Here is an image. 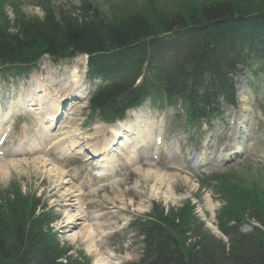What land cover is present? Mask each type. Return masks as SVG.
I'll return each mask as SVG.
<instances>
[{"label": "rangeland", "instance_id": "rangeland-1", "mask_svg": "<svg viewBox=\"0 0 264 264\" xmlns=\"http://www.w3.org/2000/svg\"><path fill=\"white\" fill-rule=\"evenodd\" d=\"M50 1L51 7L58 12L60 9L74 11L84 0ZM85 1L95 6L105 21L113 22L140 9L147 10L157 18L177 12L190 13L196 5L213 0ZM249 1L253 7L259 5V8H262L264 4V0ZM39 3L45 1L0 0V24L3 28L15 31L20 20L29 17L42 18L44 9L38 6ZM43 61L39 64L42 65ZM47 63L49 62L43 64L44 69ZM41 70H32L31 77L37 80ZM47 73L51 75V85L59 84V80L61 83L66 74L59 71V66L48 68ZM16 75L18 77L9 76V79H5L6 88L17 86L24 81L22 75ZM243 76L238 81V103L235 108L230 107L224 121L215 118L204 122L199 132H184L189 135L192 147L195 150L199 148L198 155L204 160L198 170L171 162H155L149 157L142 158L140 154L138 157V153L134 152L135 139L124 137L118 146V152L111 155L114 166L117 164L116 167L121 169L118 178L102 187L100 179L87 174L84 183L90 187H82L69 177L66 168L62 167L61 170L52 162L46 161L41 165L40 161L33 160L45 158L43 154L13 157L9 153L0 152V162L5 165L4 170H0V211L9 210L12 217L18 218L17 214L22 212L23 205L28 206L30 201L39 202V211L42 208L49 210V229L51 233L54 230L56 237L61 241L63 253L68 252V255L61 256L63 263L65 257L73 262L78 260L87 264L137 262L142 253V242L137 232L131 230L130 225L144 221L148 214L153 213L165 223H172L176 215L186 217L188 212L194 209L198 219L204 222L205 228L221 238L217 216L224 207L233 205L237 211L253 221L254 227L264 228V116L257 105V101L264 96V81L262 76L253 79L247 72ZM249 81H252L254 88ZM1 83L0 89L4 87ZM87 83L89 84L88 80ZM0 98L3 99L1 91ZM148 109L149 107L142 109V113L147 116L144 123L140 113L131 112L132 120L135 123L139 121L143 129H147L151 118ZM93 112L87 99L75 101L74 105L68 107L65 119H60L57 128L60 130L59 127L63 126V129L69 130L78 127L82 133L91 135L94 141L100 139L102 133L108 140L111 139L110 132H99L105 123ZM135 113L136 117L133 115ZM175 113V108H171L165 114V125L172 130L178 123ZM152 120H155V117ZM241 121L244 122V130L241 128L244 133L241 132L240 136L244 142H236L244 151L234 162L221 164L213 154L224 143L225 137L230 135L232 124L239 122V128ZM29 123L30 133L35 134L37 120L31 118ZM205 138L210 139V147L208 144L201 147ZM251 142L253 148L247 149ZM147 153L143 151L141 155L145 156ZM69 164L68 161L67 165ZM57 168L64 173V182H57L58 174L54 173L58 171ZM66 193L72 197L70 202L65 199ZM78 217L83 218L75 225L73 219ZM253 224L248 221L244 229L252 230ZM87 232L93 233L94 239L86 238Z\"/></svg>", "mask_w": 264, "mask_h": 264}, {"label": "trees", "instance_id": "trees-1", "mask_svg": "<svg viewBox=\"0 0 264 264\" xmlns=\"http://www.w3.org/2000/svg\"><path fill=\"white\" fill-rule=\"evenodd\" d=\"M251 4L213 0L196 5L190 13L160 18L140 9L113 22L105 21L90 4L77 14L61 11L56 16L48 9L43 19L20 20L15 31L0 28V61L26 63L42 54L88 53L99 68L115 77L93 98V106L122 112L160 90L171 97L183 96L193 114L203 115L207 107L219 108L220 95L233 98L230 72L247 60L264 64V4L262 8ZM147 60L146 81L135 87ZM1 214L0 264H64V250L42 226L45 214L31 221L24 219V213L18 218ZM220 217L227 242L195 229L192 220L186 219V227L181 221L173 223L178 234L157 223H143V255L134 264H264V228L244 232L246 219L233 205Z\"/></svg>", "mask_w": 264, "mask_h": 264}, {"label": "bare ground", "instance_id": "bare-ground-1", "mask_svg": "<svg viewBox=\"0 0 264 264\" xmlns=\"http://www.w3.org/2000/svg\"><path fill=\"white\" fill-rule=\"evenodd\" d=\"M74 85H76V87L75 88H73V92L74 91H76L77 89H78V87H77V84L75 83ZM36 91H40V90H36ZM38 92H36V94L38 95L39 93ZM37 95H34V98H36V99H40V97H39V95L37 96ZM18 100H21V101H26V99H25V97H22V96H20L19 95V97H18ZM52 105L53 106H55V103L53 102L52 103ZM61 106H62V104H60ZM11 108V107H10ZM62 128V127H61ZM116 138V141L119 139V135L118 136H116L115 137ZM80 138H76V137H73L72 139H71V143H72V146L75 144V145H77L79 142H78V140H79ZM34 161H40V163H41V165H43V164H45L46 163V161L47 160H45L44 158H35V159H33ZM39 163V162H38ZM4 164L3 163H1L0 162V170H4ZM104 167H106V166H104ZM58 169V168H57ZM54 173H57L58 175H57V182L59 183L60 181H63L64 182V179H65V176H64V174H62V173H60V170L58 169V171H56V172H54ZM66 183V182H65ZM65 199H67V201H69L70 202V200L72 199V197H70V194L69 193H66V195H65ZM68 205V204H67ZM70 206H74L73 204H70ZM83 217H85V216H83ZM83 217H78V218H75V219H73L74 220V224L75 225H77V222L79 221V220H81ZM86 238H88L89 240H92V239H94V237H93V233H88L87 232V234H86Z\"/></svg>", "mask_w": 264, "mask_h": 264}]
</instances>
